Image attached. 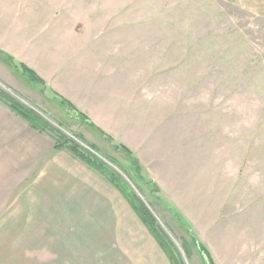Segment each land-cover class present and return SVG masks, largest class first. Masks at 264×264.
Listing matches in <instances>:
<instances>
[{"label":"rangeland","instance_id":"374dc122","mask_svg":"<svg viewBox=\"0 0 264 264\" xmlns=\"http://www.w3.org/2000/svg\"><path fill=\"white\" fill-rule=\"evenodd\" d=\"M1 12L60 51L66 72L76 73L72 97L111 140L45 85L24 81L3 54L0 67L12 72L0 76V92L121 172L144 200L110 161L129 165L115 147L127 145L141 161L144 179H137L155 206L149 208L182 264H205L197 251L189 258L183 249L186 224L215 264H264V0H0ZM0 107L10 109L1 100ZM6 174L0 264H130L140 256L137 239L144 241L147 228L141 221L133 242L113 246L106 230L76 223L77 215L67 226L59 221L71 214L34 213L17 200L9 214L23 187L14 167ZM150 179L160 191L152 193ZM41 221H50L46 235L35 231L44 230ZM44 237L59 259H40Z\"/></svg>","mask_w":264,"mask_h":264},{"label":"crops","instance_id":"0c3cea01","mask_svg":"<svg viewBox=\"0 0 264 264\" xmlns=\"http://www.w3.org/2000/svg\"><path fill=\"white\" fill-rule=\"evenodd\" d=\"M11 17L7 12L0 13V49L11 54L18 63H24L45 81L47 91L68 99L80 109L69 90L77 83L76 73L66 72L61 65L60 51L56 55L50 40L34 39L26 32L27 24L21 23L22 19L15 21ZM11 72L6 67H0V76L5 79ZM24 81L30 83L27 76ZM55 144L53 134L33 128L11 109L0 107V181L5 179L6 169L11 166L14 167L19 190L23 187L20 195L11 202L12 211L9 214L16 213V205L12 203L17 200V204L29 206L34 213L71 214L67 216V222L59 221L67 226L75 225L70 219H75L74 215H77L76 223L89 229L95 225L106 230L108 236L105 240L113 246L117 245L118 239L124 240V243L125 240L133 242L134 236L136 238L133 230H142V225L125 197L69 149H56ZM137 219L139 221H135ZM41 222L45 223L44 230L36 226L35 231L38 234L46 231V235L48 230L45 227L51 225L50 221ZM145 231L144 237L141 235L144 241L137 239V242H142L138 245L140 256L132 257L130 264H171L147 228ZM42 242L45 246L39 251L40 259H59L57 252L53 256L52 250L48 249L49 239L44 237L39 244ZM143 243L147 250L143 249ZM82 245L85 246V242ZM149 246L153 255H150Z\"/></svg>","mask_w":264,"mask_h":264},{"label":"trees","instance_id":"16d2710c","mask_svg":"<svg viewBox=\"0 0 264 264\" xmlns=\"http://www.w3.org/2000/svg\"><path fill=\"white\" fill-rule=\"evenodd\" d=\"M0 54H3L8 60L7 63L15 67V69L18 70L20 67L22 70L19 69V71H21V73L25 77L27 76L30 82L34 84L38 83L45 85V81L38 77L33 71H30V69L26 65H24V63H18L11 54L5 52L2 49H0ZM56 98L61 106L66 107V109L69 108L73 112H75L79 120L86 123L88 127L97 130L103 137L111 140L110 135H107L104 129L98 126L85 112L78 109L71 101L58 94L56 95ZM0 100L12 111L26 119L33 128L40 131L50 132L53 135L55 134L54 137L56 140V149H69L76 158L84 161L90 168L98 172L104 179H106L112 186H114L128 201L133 211L136 213L142 223L147 227L149 233L155 238L158 245L162 248L171 264H182L179 250L170 238L169 234L165 231L164 228L161 227L157 216H155L152 210L149 208V206H151L154 209L155 206L153 202L149 200V197H147L144 188L140 185L137 179H144L141 161L127 145L118 143L115 147L123 150L126 153V155L129 157L127 159L129 165L118 164L116 160L110 161H112L126 175V177H128L134 183L136 189L142 193L146 200H143L136 194L134 188L129 185V182L125 179V176L121 172L113 168L109 163L97 157L90 150L82 147L75 140L67 138L63 132L55 129L48 120L37 113L34 109L26 106L10 95H7L5 92H0ZM92 147L94 149H97L95 146ZM148 182L154 185V190L152 191V193L160 191L159 186L152 179H150V181ZM158 197L160 196L158 195ZM172 210L177 219L185 223L182 215L174 208H172ZM166 226L170 228L167 224ZM186 226L188 228V233L190 236V240L185 239V242H182V246L184 251L186 252V255L191 258L195 250L201 255V257H203L205 264H215L213 255L208 246L201 241L198 235L193 231L191 225L189 226L188 224H186ZM170 230L172 229L170 228Z\"/></svg>","mask_w":264,"mask_h":264}]
</instances>
